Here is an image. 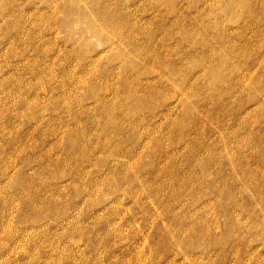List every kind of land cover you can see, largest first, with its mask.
I'll list each match as a JSON object with an SVG mask.
<instances>
[{"label":"rangeland","instance_id":"obj_1","mask_svg":"<svg viewBox=\"0 0 264 264\" xmlns=\"http://www.w3.org/2000/svg\"><path fill=\"white\" fill-rule=\"evenodd\" d=\"M0 264H264V0H0Z\"/></svg>","mask_w":264,"mask_h":264},{"label":"bare ground","instance_id":"obj_2","mask_svg":"<svg viewBox=\"0 0 264 264\" xmlns=\"http://www.w3.org/2000/svg\"><path fill=\"white\" fill-rule=\"evenodd\" d=\"M101 2H102V1H101ZM103 2H104V1H103ZM98 3H99V2H98ZM98 5H99V4H98ZM115 6L117 7V5H115ZM117 8H118V7H117ZM82 9H84V7H83ZM90 10H91V9H90ZM97 10H98V7H97V9H96V13L98 12ZM113 10H114V9H113ZM92 12H93V10H92ZM94 12H95V11H94ZM114 13H115V12H114ZM114 13H113V15H114ZM81 14H83V10H82V13H81ZM99 14H100V12H99ZM102 14H104V13L102 12ZM96 15H97V14H96ZM110 15H111V13H110ZM113 15H112V16H113ZM79 16H81V15L79 14ZM97 16L99 17V15H97ZM81 17H82V16H81ZM84 17H85V14H84ZM130 21H131V20H130ZM88 24H89V23H88ZM96 24H97V26H98V23H93L92 26H93L94 28H96ZM129 26H130V25H129ZM157 26H158V25H157ZM101 27H102V26H101ZM158 27H160V26H158ZM122 28H123V27H122ZM116 29H117V28H116ZM118 29H119V28H118ZM123 29H124V28H123ZM132 29H133V28H132ZM160 29H161V28H160ZM162 30H163V29H162ZM121 31H122V30H121ZM123 32H124V31H123ZM138 33H139V32H138ZM111 34H112V33H111ZM119 34H120V33H119ZM119 34H118V35H119ZM128 34H129V33H128ZM136 34H137V33H136ZM120 35H122V34H120ZM129 37H130V35H129ZM131 37H132V36H131ZM136 38H137V37H136ZM119 40H120V38H119ZM119 40H118V42H120ZM121 41H122V40H121ZM136 41H137V40H136ZM137 42H138V41H137ZM120 43H121V42H120ZM117 44H118V43H117ZM81 80H82V79H81ZM87 81H88V80H87ZM87 81H84V82H87ZM82 82H83V81H82ZM84 82H83V83H84ZM87 85H88V84H87ZM82 86H83V85H82ZM87 87H88V86H87ZM68 95H69V94H68ZM75 96H76V95H75Z\"/></svg>","mask_w":264,"mask_h":264}]
</instances>
